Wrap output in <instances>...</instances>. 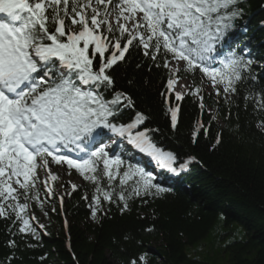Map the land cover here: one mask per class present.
Instances as JSON below:
<instances>
[{"label": "trees", "instance_id": "16d2710c", "mask_svg": "<svg viewBox=\"0 0 264 264\" xmlns=\"http://www.w3.org/2000/svg\"><path fill=\"white\" fill-rule=\"evenodd\" d=\"M235 8L239 15L215 44L221 56L234 52L251 61L234 93L218 86V97L212 96L203 88V73L181 71L178 77L189 79L191 87L178 101L167 89L164 60L171 58L161 53L153 62L135 46L108 70L114 84L103 92L104 99L121 92L133 101L130 107L124 106L126 101L115 106L110 121L127 125L137 113L143 114L146 119L133 133L147 131L156 147L176 157L172 167L177 171L160 167L126 136L115 134L126 143L121 158L126 166L155 173L154 183L166 191L155 194L153 189V195L127 198L129 187L125 207L119 179L108 185L101 177L100 186L113 195L106 201L97 194L100 205L93 217L95 185L83 177L62 200L37 184L38 201L30 200L29 208L41 214L38 238L20 233L14 215L0 217V264H264V0H238ZM93 62L99 66L98 55ZM197 86L201 93L191 94ZM177 106L173 127L168 109ZM130 155L140 163L129 160ZM228 235L233 241L219 245ZM217 246L219 251L210 257ZM225 250L229 254L223 257Z\"/></svg>", "mask_w": 264, "mask_h": 264}, {"label": "snow or ice", "instance_id": "6c2138e0", "mask_svg": "<svg viewBox=\"0 0 264 264\" xmlns=\"http://www.w3.org/2000/svg\"><path fill=\"white\" fill-rule=\"evenodd\" d=\"M237 3L0 0V217L14 215V222L21 225L20 233L38 238L30 223L36 217H29L27 210L30 200L38 201V169L48 171L44 184L48 195H52L48 181H55L57 175L48 170L49 157L52 163L75 169L95 185L93 217L100 205L97 194L106 201L113 195L100 186L101 177L107 178L108 185L119 179L120 200L125 201V207L126 199L133 195H153V189L155 194L165 192L144 167L126 166L119 154L110 155L106 146H95L103 143V129H108L126 136L129 144L149 154L160 167L177 171L172 167L176 157L156 147L147 131L133 133L146 119L143 114L137 113L127 125L117 126L110 121L115 106L126 101L124 106L130 107L133 101L121 92H115L111 100L104 99L103 92L114 84L108 70L125 59L130 46H135L153 62L161 53L171 58L164 60V67L169 69V92L177 85L179 72L198 70L213 88L222 86L224 93H234L236 82L243 79L242 70L251 61L234 52L221 56L215 44L222 42L231 21L239 15ZM97 55L98 67L93 62ZM201 91L197 86L191 94ZM176 99L182 100L183 94L177 92ZM200 106L204 107L202 102ZM260 107L264 108V102ZM168 111L175 127L178 106ZM72 187L75 191L76 185ZM129 187L131 192L126 198L124 192Z\"/></svg>", "mask_w": 264, "mask_h": 264}, {"label": "rangeland", "instance_id": "374dc122", "mask_svg": "<svg viewBox=\"0 0 264 264\" xmlns=\"http://www.w3.org/2000/svg\"><path fill=\"white\" fill-rule=\"evenodd\" d=\"M173 65H175V61H172ZM203 84V88L204 90L208 93L211 94L212 96L218 97V93L217 90H215L213 88V86L211 85V82L208 80V78H204L202 81ZM190 86V82L188 79L186 80H181L177 82V85L174 86V90L172 91V93L176 96L177 92L182 93L183 95H185V93L188 92ZM178 87H180V89H178ZM218 89H221L220 87H218ZM223 91V90H222ZM259 128L262 129L263 127L261 125H259ZM106 146V151L109 152L110 155H112L113 152L119 154L120 156H122V154L124 153L125 149H126V143H121V146L119 145V143L116 141V138H114L113 136H109L107 143H105ZM122 147V148H120ZM128 159L130 160H135L136 163H140L139 159L137 156H133L130 155L128 156ZM49 160V169L50 172L52 174L57 175V179L55 181H48L49 186L52 189V194H55L59 197H64L68 191L70 189H73V185L79 186L81 185V179H80V175L76 172L75 169L72 170H68L67 165H57L55 163L51 162V157L48 158ZM38 175L40 177V182L38 184L39 189L42 190V192H46L48 194L47 188L45 187L44 181L47 178L48 175V171L46 170H42V169H38ZM152 175L154 177H157V175L155 173H152ZM52 196V195H51ZM45 205H42V207L40 206V209L42 210L43 207ZM45 208V207H44ZM28 212V216H35L36 219L35 220H30V223L32 224V226L34 228H42V223L40 222V218L41 214H38L36 211H34V209L32 208H28L27 210ZM28 233V232H25ZM234 239V237L232 235H228V236H224L223 239L220 240L219 245H227L230 242H232ZM218 245V246H219ZM214 248L210 254V257L213 256V254H215L216 252L219 251V247ZM209 250V248H204ZM228 251L225 250V254L224 256H228ZM206 257V256H205ZM209 262L211 263L212 261L209 260Z\"/></svg>", "mask_w": 264, "mask_h": 264}, {"label": "bare ground", "instance_id": "6f19581e", "mask_svg": "<svg viewBox=\"0 0 264 264\" xmlns=\"http://www.w3.org/2000/svg\"><path fill=\"white\" fill-rule=\"evenodd\" d=\"M178 89H180V87H178Z\"/></svg>", "mask_w": 264, "mask_h": 264}]
</instances>
